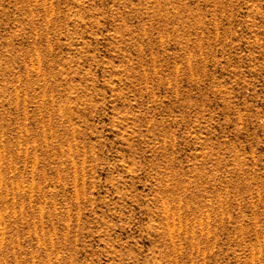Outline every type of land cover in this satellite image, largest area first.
<instances>
[{"label": "rangeland", "instance_id": "rangeland-1", "mask_svg": "<svg viewBox=\"0 0 264 264\" xmlns=\"http://www.w3.org/2000/svg\"><path fill=\"white\" fill-rule=\"evenodd\" d=\"M0 264H264V0H0Z\"/></svg>", "mask_w": 264, "mask_h": 264}]
</instances>
